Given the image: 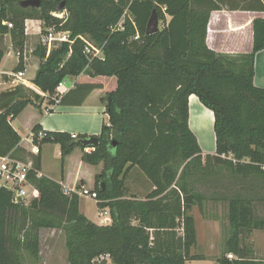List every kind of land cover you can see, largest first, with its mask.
I'll return each mask as SVG.
<instances>
[{
    "label": "trees",
    "instance_id": "obj_1",
    "mask_svg": "<svg viewBox=\"0 0 264 264\" xmlns=\"http://www.w3.org/2000/svg\"><path fill=\"white\" fill-rule=\"evenodd\" d=\"M13 1L20 3L0 4V33H10L18 55L15 72L24 68L26 19L41 20L43 34L50 27L68 31L72 41L49 51L37 44L34 54L40 63L32 83L43 93L53 97L60 81L86 68L94 76L116 77L115 90L105 98L108 122L99 135H91L99 143L90 151L78 139L91 136L45 131L39 124L32 128L38 147L59 145L62 162L80 147L82 162L102 163L93 192L97 206L109 208L111 223H94L80 212L77 194H67L60 183L31 171L36 195L28 204L12 202L11 192L0 189V264H39L41 229L63 232L68 264H186L200 259L190 252L196 234L187 211L194 204L203 208L206 201L222 200L230 189L219 183L232 187L235 180L245 183L240 189L250 196L237 191L228 200L230 233L217 264H264L241 241L243 232L264 229V219L254 213V203L264 201V87L253 83L254 57L264 49V18L252 22L251 52L230 55L206 45L210 12L219 8L212 0H40L31 11L15 8ZM258 2L264 11V0ZM61 7L68 13L65 20L52 15ZM154 7L163 27L146 35ZM122 19L123 29L113 30ZM79 35L102 47L103 59L88 58ZM2 56L0 48V60ZM82 87L86 96L95 85L74 91ZM191 94L213 113L214 154H203L189 127ZM41 100L24 85L0 93V155L18 157L21 137L10 121ZM63 101L64 95L59 103ZM33 160L39 170V153ZM133 170L152 188L145 199L127 194ZM199 183L214 189L198 191ZM227 253L236 257L228 259ZM105 255L109 259L97 260Z\"/></svg>",
    "mask_w": 264,
    "mask_h": 264
},
{
    "label": "crops",
    "instance_id": "obj_2",
    "mask_svg": "<svg viewBox=\"0 0 264 264\" xmlns=\"http://www.w3.org/2000/svg\"><path fill=\"white\" fill-rule=\"evenodd\" d=\"M22 1L25 0H20L19 4L16 2V5L22 9L33 8L30 6H22ZM212 2L217 3L219 8L210 12L206 31V45L208 48L218 53L230 55L251 52L253 40L252 22L255 18H264V11L258 10V0H212ZM56 11L62 10L58 8ZM170 18L171 16L168 14L165 15L166 22H168ZM26 20L30 21L31 30H29V33L24 32V68L21 71L24 73L28 65L31 64L34 68L33 74L29 79L25 78V74H23L20 81L14 80L11 74L16 73L13 69L18 64V55L16 50L12 47L10 33H0V48L3 50L0 66L5 55L15 58L14 63L8 71H2L0 68V93L12 90L18 85H24L29 91L37 93L42 97L38 107L29 104L18 116L10 121L11 126L21 137L19 142V149L21 150L18 151V158L22 157L20 155H24L27 156L25 159H34L36 156L34 153L35 146L30 142V136L32 134V128L36 124H39L41 129L45 131H61L71 135H99L102 124L108 122V115L105 112V98L108 93L115 90L117 81L115 76H94L91 74L90 70L86 68L79 75L69 76L64 80L65 91L62 94L64 95V101L54 104L51 99L52 97L43 93L32 83L40 63V59L34 54L37 45L34 47L31 46L27 50V40L36 38L37 35L40 34L42 42V37L47 33L48 28L45 30V34H43V22L41 20L37 18H29ZM6 22L7 21L4 20L2 24ZM2 42L6 43L5 47L1 45ZM67 79H70L69 83ZM253 83L258 87H264V49L258 51L254 57ZM87 84L95 85V87L90 90L86 96L85 93L87 89L84 87L74 91L77 86ZM202 106L205 107L204 105ZM189 127L195 134L203 154H214L215 135L213 125L211 126L210 132L204 136V143L201 142L198 134L191 128L190 124ZM49 149L55 152L56 160H60L61 166L59 172H53L51 169L48 162ZM85 151L89 150L85 148ZM82 152L80 147H76L62 162L60 159L59 145L44 143L39 147L40 167L38 171L42 176L60 183L62 187L72 189L83 186L93 191L95 175L102 170V163L98 165H89L82 162ZM131 182L132 194H130L129 191H127V194L136 199H143L138 195L140 190L146 191L147 194L152 189L149 183L146 182L144 177L138 172H134L131 176ZM80 200L81 196H79L80 212L94 223L102 225V221H104L105 217H108V212H106V214H99L98 220L92 219L81 209ZM106 208L107 207L104 209ZM260 231L264 232V229ZM254 254L257 255L256 250ZM258 255L262 257L260 258L261 260H264V252L261 251Z\"/></svg>",
    "mask_w": 264,
    "mask_h": 264
},
{
    "label": "rangeland",
    "instance_id": "obj_3",
    "mask_svg": "<svg viewBox=\"0 0 264 264\" xmlns=\"http://www.w3.org/2000/svg\"><path fill=\"white\" fill-rule=\"evenodd\" d=\"M63 2V1H62ZM61 2V3H62ZM2 0H0V4ZM11 5H15L16 3L13 1ZM19 7V6H18ZM20 8V7H19ZM62 12L65 9L60 8ZM26 11H31V8H27ZM10 15V14H9ZM68 13L65 11V16L67 17ZM159 19V18H158ZM159 30L163 27V21L158 20ZM40 33V31H39ZM87 39L88 36H86ZM37 44H42L41 35L38 34L36 38L27 40V50L32 46H36ZM4 47L6 46L5 42H2ZM15 58L9 57L5 55L3 61L1 62V70L8 71L12 64L14 63ZM33 66L28 65L26 71L24 72L25 78L29 79L33 74ZM68 83L70 79H67ZM213 125V123H212ZM89 151L92 147L87 148ZM36 155V154H35ZM21 158L27 157L24 155ZM48 162L51 166L53 172H59L60 170V160H56L55 152L52 150H48ZM102 165V164H101ZM134 172H138L137 170L131 171L129 178L126 180V185L130 194H132L131 190V176ZM225 180V179H224ZM219 185L228 186L229 193L225 195V198L219 201H206L203 208H200L197 204H194L188 211L187 215L193 218L195 234H196V243L191 248V254L201 256L202 258L196 260H189L186 264H217V259L219 257L224 256L225 250V240L230 233V225L228 221V200L231 195L237 191H240L243 196H250L249 192L240 189L245 186V183L241 181H233L232 187L229 182H220ZM79 188V187H77ZM212 186H204L202 184H197L196 190L206 193H211L210 190H213ZM221 190V189H220ZM263 194L260 192V195ZM136 195V194H133ZM138 195L145 199L146 191L140 190ZM224 197V196H223ZM23 204H28L29 200L26 202H22ZM81 209L84 213L95 220L99 219V214L101 211L108 212V216H110L109 208L101 209L97 206L96 200L93 196L90 195H82L80 200ZM254 213L257 217L264 219V201H256L254 203ZM103 224H108L105 221H102ZM111 223V222H110ZM179 230V229H178ZM262 229H255L249 232H243L241 236V241L243 243L249 244L252 246L253 250L257 251V255L254 257L257 259L262 258L259 257V252H264V232L260 231ZM181 229L179 230V233ZM39 240H40V261L39 264H68L67 262V252L64 244V234L59 229H41L39 231ZM236 255L233 254L234 259Z\"/></svg>",
    "mask_w": 264,
    "mask_h": 264
},
{
    "label": "built area",
    "instance_id": "obj_4",
    "mask_svg": "<svg viewBox=\"0 0 264 264\" xmlns=\"http://www.w3.org/2000/svg\"><path fill=\"white\" fill-rule=\"evenodd\" d=\"M52 15L65 20V11H55L52 12ZM8 28L12 27L11 22L5 23ZM30 21L25 20L24 22V32L29 33L30 29ZM123 29V19L118 22V24L113 28V30H122ZM138 35H135L134 38H137ZM79 39H81L84 43V54L88 58H99L103 59V51L102 47L96 46L92 41L87 39L85 36L79 35ZM72 42L69 40V32L64 30H55L54 27H50L47 29V33L42 37V44L46 46L47 51H49L52 47H55L61 42ZM23 71H18L16 73H12L11 76L15 81H20L23 76ZM64 80L60 81L55 88V93L51 98L54 104H57L60 100V97L64 93ZM43 136V131L40 130L37 133V138L40 139ZM75 137L76 135H72ZM30 142L35 146L34 153L37 155L39 153L38 144L34 143L33 134L30 136ZM93 149V148H92ZM86 150H88L86 148ZM224 156V155H223ZM264 168V166H263ZM34 172L35 176L40 177L42 174L34 168V160L32 158L21 159L18 157H14L11 153H7L5 155H0V189H5L10 191L12 194V202L14 203H22L30 201L36 195V188L34 184L31 182L29 178V173ZM64 192L67 194L75 193L78 196L82 195H90L95 198L96 194L93 191H90L83 186L79 188H65L63 187ZM17 197H20L21 201H17ZM101 214H106V211H101ZM105 222L108 224L111 222V217H105ZM226 257L228 259L233 258L232 253H227ZM109 259L108 255L101 256L97 260Z\"/></svg>",
    "mask_w": 264,
    "mask_h": 264
},
{
    "label": "bare ground",
    "instance_id": "obj_5",
    "mask_svg": "<svg viewBox=\"0 0 264 264\" xmlns=\"http://www.w3.org/2000/svg\"><path fill=\"white\" fill-rule=\"evenodd\" d=\"M189 113V124L198 134L201 142L204 143V136L210 132L214 121L213 113L209 109L203 107L195 95L189 97Z\"/></svg>",
    "mask_w": 264,
    "mask_h": 264
},
{
    "label": "water",
    "instance_id": "obj_6",
    "mask_svg": "<svg viewBox=\"0 0 264 264\" xmlns=\"http://www.w3.org/2000/svg\"><path fill=\"white\" fill-rule=\"evenodd\" d=\"M64 2L61 3V6H63ZM22 6L25 7H39L40 5V0H25L22 1L21 3ZM158 15L156 12V7L153 8L151 15L147 21L146 27H145V34L146 35H152L154 33H157L159 31V27H158ZM78 142L84 146L85 148L88 147H95L98 145L99 140L97 137L91 136V137H87V138H81L78 139ZM101 189L103 188V183H100ZM17 201L20 202L21 199L20 197H17Z\"/></svg>",
    "mask_w": 264,
    "mask_h": 264
}]
</instances>
